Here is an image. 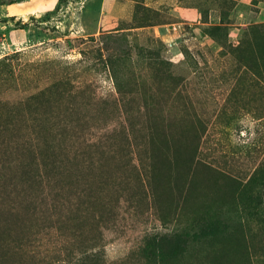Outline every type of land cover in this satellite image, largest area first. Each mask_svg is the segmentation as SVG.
Segmentation results:
<instances>
[{
	"label": "rangeland",
	"instance_id": "1",
	"mask_svg": "<svg viewBox=\"0 0 264 264\" xmlns=\"http://www.w3.org/2000/svg\"><path fill=\"white\" fill-rule=\"evenodd\" d=\"M0 264H264V0H0Z\"/></svg>",
	"mask_w": 264,
	"mask_h": 264
},
{
	"label": "trees",
	"instance_id": "2",
	"mask_svg": "<svg viewBox=\"0 0 264 264\" xmlns=\"http://www.w3.org/2000/svg\"><path fill=\"white\" fill-rule=\"evenodd\" d=\"M59 1V3H63V2H65V1H68V0H58ZM58 8H59V6H58ZM11 19L12 20H15L16 19V16H11ZM28 23L27 22H25L24 23V26H26Z\"/></svg>",
	"mask_w": 264,
	"mask_h": 264
},
{
	"label": "built area",
	"instance_id": "3",
	"mask_svg": "<svg viewBox=\"0 0 264 264\" xmlns=\"http://www.w3.org/2000/svg\"><path fill=\"white\" fill-rule=\"evenodd\" d=\"M181 27V23L179 24H174L173 25V29H175V30H177L178 28H180Z\"/></svg>",
	"mask_w": 264,
	"mask_h": 264
}]
</instances>
